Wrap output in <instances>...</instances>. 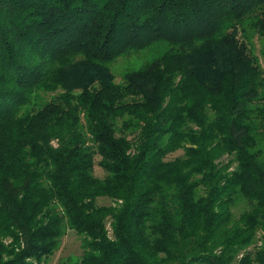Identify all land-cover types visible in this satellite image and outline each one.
I'll return each instance as SVG.
<instances>
[{
    "label": "trees",
    "instance_id": "1",
    "mask_svg": "<svg viewBox=\"0 0 264 264\" xmlns=\"http://www.w3.org/2000/svg\"><path fill=\"white\" fill-rule=\"evenodd\" d=\"M256 35L264 0H0V264H264Z\"/></svg>",
    "mask_w": 264,
    "mask_h": 264
},
{
    "label": "rangeland",
    "instance_id": "2",
    "mask_svg": "<svg viewBox=\"0 0 264 264\" xmlns=\"http://www.w3.org/2000/svg\"><path fill=\"white\" fill-rule=\"evenodd\" d=\"M253 44H254V52L256 56L258 57L259 63L262 66L263 73H264V56L262 54V50L264 47V40L260 36H255L253 38ZM141 56L139 57H131L129 59H119L113 66L112 70L114 74L116 75V81L121 80V74L127 69V68H134L136 65L139 64L141 61ZM54 96V93H46L43 95L44 100H49ZM183 154V150L179 149L173 153H170L166 159H174L175 157L181 156ZM99 156L94 157V166H93V174L96 177L103 178L106 175V172L102 169V167L99 165ZM98 204L101 205H110L112 204V201L107 198H99L97 201ZM245 208L244 203H239L234 209L233 212L235 216L239 214L243 209ZM106 228L108 230V234L111 236V228L109 221L106 223ZM251 248V247H250ZM82 254V247H81V236L77 235L75 232L71 230H67L64 236L60 239L58 249L45 260L43 264H66L68 262H72V260H76L79 258ZM236 264V262L234 263Z\"/></svg>",
    "mask_w": 264,
    "mask_h": 264
}]
</instances>
